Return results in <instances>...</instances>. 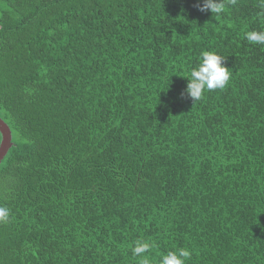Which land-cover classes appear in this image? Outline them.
<instances>
[{"label":"trees","instance_id":"16d2710c","mask_svg":"<svg viewBox=\"0 0 264 264\" xmlns=\"http://www.w3.org/2000/svg\"><path fill=\"white\" fill-rule=\"evenodd\" d=\"M198 2L0 0V264H264V7ZM205 51L229 82L181 98Z\"/></svg>","mask_w":264,"mask_h":264},{"label":"clouds","instance_id":"9594fccd","mask_svg":"<svg viewBox=\"0 0 264 264\" xmlns=\"http://www.w3.org/2000/svg\"><path fill=\"white\" fill-rule=\"evenodd\" d=\"M264 7V0L260 5ZM195 7L198 11L205 13L211 12L212 15H219L224 10L223 0H202ZM245 38L250 44H264V31H249L245 33ZM225 59L215 52H202L199 63L192 68L187 77V85L181 98L187 96L193 101L199 100L205 90L223 89L230 80L229 69L222 66ZM10 211L7 207L0 206V223L7 222ZM151 245L145 241H137L132 249L134 256L140 258L141 264H149L148 257L145 255L150 251ZM191 258V252L187 249L169 251L161 254L159 264H185Z\"/></svg>","mask_w":264,"mask_h":264},{"label":"water","instance_id":"95a60500","mask_svg":"<svg viewBox=\"0 0 264 264\" xmlns=\"http://www.w3.org/2000/svg\"><path fill=\"white\" fill-rule=\"evenodd\" d=\"M0 132L2 134V143L0 146V164H1V162L6 157L12 146L11 144L12 137H11L10 129L2 119H0Z\"/></svg>","mask_w":264,"mask_h":264}]
</instances>
